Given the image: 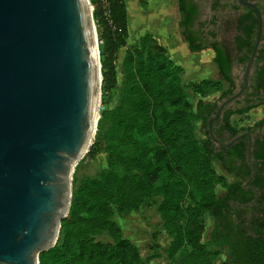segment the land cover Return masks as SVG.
Listing matches in <instances>:
<instances>
[{"label": "trees", "instance_id": "trees-1", "mask_svg": "<svg viewBox=\"0 0 264 264\" xmlns=\"http://www.w3.org/2000/svg\"><path fill=\"white\" fill-rule=\"evenodd\" d=\"M178 1L182 16L180 26L189 47L192 50L211 47L220 73V79L203 78L192 81L191 85L195 91L204 95L210 89L220 87L224 79L229 82L230 87L222 92L223 99L235 89V61L245 66L251 54L258 29L257 13L252 7L242 6L236 0H215L213 8L220 4L230 5L238 12L234 46L230 47V43L217 40L208 43L198 41L200 35L192 29L198 3L196 0ZM91 2L102 41L100 60L104 93L118 83L117 52L120 46L127 43L129 36L128 12L125 0H109L115 25L113 27L105 17L101 0ZM258 4H261L264 13V3ZM134 48L138 57L133 53L127 56L131 74L139 80V84L133 86L135 97L130 99L134 111L123 115L120 121L122 136L118 138L119 142L115 137L111 138L113 149L109 150V166L100 172L99 177L90 181L89 193L98 199H87L84 188L73 193L71 207L62 220L57 242L40 253L39 264L141 262L138 247L129 238L120 234L115 237V242L96 240L90 236L89 231L85 232L83 229L82 225L86 222L91 223L93 230L99 231L106 225L103 222L92 223L97 213L107 216V207L101 199L102 192L105 191L109 197L113 195L116 201L129 206L137 205L145 195H163L160 211L167 229L174 237V248L167 249L172 264L176 250L185 244H189L191 249L184 258V263L264 264V220L250 234L240 229L233 232L228 227L220 228L218 223L210 231L207 241H201L204 215L209 213L220 219L224 215L223 206L227 205L229 199L228 192L220 195L216 191L217 182L223 180L226 186L229 183L218 174L212 161H218L227 171H236L234 166H227L223 161L225 151H218L209 135L208 118L215 113L219 101H206L201 97L195 105L192 104L181 82L182 66L166 54V46L152 34L143 35L140 46ZM247 94L257 96V99L235 108H225L224 117L212 121L215 132L217 122L232 135L254 126L239 125L233 116H242L254 106L264 103V31L250 74ZM194 119L202 120L205 133L202 138H198L194 132ZM263 122L264 118L256 121L255 125ZM255 141L259 149L255 150L254 155L264 156V140L257 137ZM228 150L230 155L246 156L247 136L231 144ZM107 177L116 180V187L107 183ZM239 183L236 182L235 185L241 186ZM189 193L194 201L187 199ZM222 249H225L227 258L217 263L216 259ZM150 259L151 256L147 258Z\"/></svg>", "mask_w": 264, "mask_h": 264}, {"label": "water", "instance_id": "water-1", "mask_svg": "<svg viewBox=\"0 0 264 264\" xmlns=\"http://www.w3.org/2000/svg\"><path fill=\"white\" fill-rule=\"evenodd\" d=\"M242 85L220 100L212 121L244 95L263 39L264 15ZM88 3L92 6L90 13ZM91 0H0V264H39L69 213L75 166L94 136L102 72ZM100 76V79H98Z\"/></svg>", "mask_w": 264, "mask_h": 264}, {"label": "rangeland", "instance_id": "rangeland-1", "mask_svg": "<svg viewBox=\"0 0 264 264\" xmlns=\"http://www.w3.org/2000/svg\"><path fill=\"white\" fill-rule=\"evenodd\" d=\"M139 1L140 0L130 1L132 10ZM144 5L148 6L147 3H144ZM215 14L217 16L216 22L211 24L210 28L218 32L217 39L219 41L231 42L234 31L235 11L231 6L227 5L219 7ZM207 15L208 12H205L201 17L205 19ZM136 20H139L138 16ZM94 21L97 29V42L100 52L102 41L100 39V33L95 17ZM140 21L145 23V20L143 19ZM159 21H156L152 30L157 34V37H159V42H162V44L166 46V54L172 58L174 62L182 66V71L180 73L181 82L183 83L184 89L192 104L195 105L197 100L201 97L206 101H220L222 92L230 87L229 82L226 80L223 79L220 87L210 89L204 95L195 91L191 85L192 81L202 80L203 78L220 79L219 69L214 60V50L211 47H205L200 51H190L188 43L180 33L177 16H173L172 19L166 18L160 22ZM165 23L166 25H164ZM132 30L133 35L136 36L137 34L134 33V28ZM155 33L152 32V36L157 38ZM129 53H133L138 57L137 50L132 46H120L118 49V57L116 60L118 76L117 86L110 91L103 93L101 83V93L98 104L99 117L96 121L95 136L89 149L75 166L73 174V193L84 188L86 190L87 199H98L96 198L97 196L95 197L89 193L90 181L93 178L99 177L100 172L109 166V150L110 148L113 149L111 146V138L115 137L117 140L120 138V135L122 134L120 132V121L123 115L130 114L134 111V106L130 99L135 97L133 86L139 84V80L131 74L129 69L130 65L127 57ZM243 69L244 66L242 64H237L235 74L236 85H239L241 82ZM237 105L236 102L231 103L232 107H236ZM262 116H264V105L260 104L254 106L242 116L234 115L233 118L234 121L240 125L251 124ZM193 124L196 136L198 138L204 137L205 133L202 120L194 119ZM212 165L216 168L218 174H221L223 178L226 179V182L230 180V174L225 172L218 162L214 160L212 161ZM107 183L114 187H116L117 184L116 180L113 181L109 177H107ZM225 186L226 184L223 180L217 182V193L220 194L224 192ZM111 193L115 194L114 191H111ZM163 198L162 194L145 195L137 205L129 206L123 202L121 203L119 200L116 201L113 195L109 197V194H106V191L102 192L101 199L107 207V216L105 217L102 213H97L95 214L92 223L103 222L106 223V225L101 228L100 231L93 230L90 222L84 223L82 227L85 232L89 231L90 236L96 240L115 242V237L120 234L132 240V242L138 247L141 259V262L133 264H141L142 262H146L147 264H172L167 249L170 247L174 248V237L167 229L162 211H160V204ZM187 199L194 201L191 193L187 195ZM203 219L204 229L201 235V241L205 242L207 241L212 228V216L211 214L206 213ZM190 249L191 246L185 244L180 249L176 250L174 264H188L184 263L183 260L189 253ZM149 256H151V259L147 260ZM225 258H227V253L225 249H222L216 262L219 263Z\"/></svg>", "mask_w": 264, "mask_h": 264}, {"label": "flooded vegetation", "instance_id": "flooded-vegetation-1", "mask_svg": "<svg viewBox=\"0 0 264 264\" xmlns=\"http://www.w3.org/2000/svg\"><path fill=\"white\" fill-rule=\"evenodd\" d=\"M196 1L198 3V11L195 14L192 29L195 31L197 35H200V38L198 39V41H203L204 43H208L214 40L219 41L217 39L218 32L216 30L211 29L210 25L216 22L217 16L215 12L222 5L220 4L218 7L213 8L215 0H196ZM220 1L224 2L226 0H220ZM254 1H256L257 3L258 2L264 3V0H254ZM260 5L261 4H259V6ZM234 11L236 13L235 15V20H236V16L238 15V12L236 10ZM205 12H208V15L206 16L205 19H203L201 15H203ZM235 32H236V22H234V31L232 34L231 42H229L230 47L234 46L233 36ZM237 64H242V63L235 61L234 67H233L234 75L236 74ZM253 68H254V64H253ZM242 74H241V82L239 85H236L235 83L234 91L239 86L242 85ZM249 83H250V80H249ZM247 89L244 95H241L239 98L233 101L238 104L237 106H240L241 104H247L248 102H251L250 100L254 101L257 99V96L248 95ZM262 104L264 105V103ZM228 107H232L231 104H229L225 108H228ZM225 108L223 109V111L225 110ZM223 111L214 120H217L219 117H224ZM262 118H264V116L256 119L253 123L248 124V125H254L251 129H245L242 132L238 133L240 134L245 131H249L251 133V136H252L251 137L252 138L251 152H250L251 156H249V135L248 134H244L241 137L243 138L244 136H247V151H246L247 154L246 156H243V157H240L237 155H230L228 148L231 144L228 147H220L217 143L214 142L215 145L217 146L218 151L219 150L225 151L224 156H223V161L227 163V166H234L236 171H227V168L217 161L218 164H220L222 168L225 170V172L230 174L231 178L230 180H228V183L229 185L231 184V187L229 185L225 186L224 192L220 193L221 195L223 193L228 192L229 199H228L227 205L223 206L224 215H222L220 219L219 218L217 219L216 217L212 216L211 230L214 228L215 224L219 223L220 228L228 227V229L229 230L232 229L233 232L240 229L250 234V233H254L256 228L259 227L260 222L264 220V156L256 157L254 155L255 150L259 149L258 144H256V141H255L256 138L258 137L264 140V122L258 125H255L256 121ZM215 127H216V132L213 128L215 135L218 138H220L223 142H227L231 138L238 135V134L232 135L228 129L221 128L218 122L215 123ZM241 138H239L238 140H240ZM236 182H240L239 184H241V186L235 185Z\"/></svg>", "mask_w": 264, "mask_h": 264}, {"label": "crops", "instance_id": "crops-1", "mask_svg": "<svg viewBox=\"0 0 264 264\" xmlns=\"http://www.w3.org/2000/svg\"><path fill=\"white\" fill-rule=\"evenodd\" d=\"M125 1L127 5V12H128L129 36L127 37L126 45H122L123 47L124 46L127 47L128 45L132 47L140 46L141 37L143 35L148 34V33L152 34V32L155 33L152 29L154 28L156 21H159V20L161 21L166 18L172 19L173 16H177L178 25L180 27V33L182 34V28L180 26V20L182 16H181L178 0L176 1L175 0H140L139 3L135 5L133 10H132V7L130 6L131 0H125ZM144 3H147L148 6H145ZM137 16L139 17L138 21L136 20ZM142 19L145 20V23L143 21H140ZM164 25H166V23ZM133 28H134V33L137 34L136 36L133 35V30H132ZM155 35L157 37L156 33ZM158 38L159 37H157L156 39ZM183 38L185 40L184 36ZM189 49L192 52L200 51V50H192L190 47ZM225 264H236V263L228 262Z\"/></svg>", "mask_w": 264, "mask_h": 264}, {"label": "built area", "instance_id": "built-area-1", "mask_svg": "<svg viewBox=\"0 0 264 264\" xmlns=\"http://www.w3.org/2000/svg\"><path fill=\"white\" fill-rule=\"evenodd\" d=\"M102 2V5H103V8H104V14H105V17L108 21V23L111 25V26H115L114 25V22H113V19L111 17V9H110V2L109 0H101Z\"/></svg>", "mask_w": 264, "mask_h": 264}, {"label": "bare ground", "instance_id": "bare-ground-1", "mask_svg": "<svg viewBox=\"0 0 264 264\" xmlns=\"http://www.w3.org/2000/svg\"><path fill=\"white\" fill-rule=\"evenodd\" d=\"M88 8H89V11H90V13H91V11H92V6L88 3ZM98 79H100V76H98ZM99 98H100V96H98V103H99ZM98 105V104H97ZM99 106V105H98ZM99 117V114H98V112L96 113V115H95V121H97V118Z\"/></svg>", "mask_w": 264, "mask_h": 264}]
</instances>
